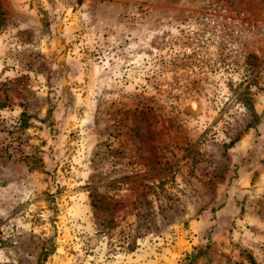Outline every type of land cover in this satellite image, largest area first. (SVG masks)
<instances>
[{
	"label": "rangeland",
	"instance_id": "374dc122",
	"mask_svg": "<svg viewBox=\"0 0 264 264\" xmlns=\"http://www.w3.org/2000/svg\"><path fill=\"white\" fill-rule=\"evenodd\" d=\"M235 15L264 0H0V264H264V55Z\"/></svg>",
	"mask_w": 264,
	"mask_h": 264
},
{
	"label": "built area",
	"instance_id": "2783aa9c",
	"mask_svg": "<svg viewBox=\"0 0 264 264\" xmlns=\"http://www.w3.org/2000/svg\"><path fill=\"white\" fill-rule=\"evenodd\" d=\"M198 29L203 31V26H208L216 32L224 27L222 18L215 16H206V18L199 19ZM230 28L233 30V41L237 46L250 45L256 54L264 55V16L258 21H245L242 17L235 15L230 20Z\"/></svg>",
	"mask_w": 264,
	"mask_h": 264
},
{
	"label": "trees",
	"instance_id": "16d2710c",
	"mask_svg": "<svg viewBox=\"0 0 264 264\" xmlns=\"http://www.w3.org/2000/svg\"><path fill=\"white\" fill-rule=\"evenodd\" d=\"M46 254H47V250L46 249H42L41 251V255L38 259L37 264H44L45 260H46Z\"/></svg>",
	"mask_w": 264,
	"mask_h": 264
}]
</instances>
